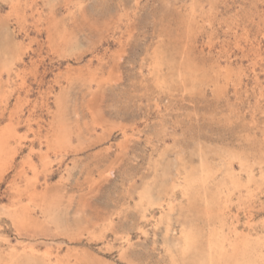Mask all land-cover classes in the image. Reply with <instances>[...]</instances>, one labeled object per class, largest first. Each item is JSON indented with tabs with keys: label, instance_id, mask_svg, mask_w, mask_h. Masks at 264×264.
Here are the masks:
<instances>
[{
	"label": "rangeland",
	"instance_id": "1",
	"mask_svg": "<svg viewBox=\"0 0 264 264\" xmlns=\"http://www.w3.org/2000/svg\"><path fill=\"white\" fill-rule=\"evenodd\" d=\"M0 264H264V0H0Z\"/></svg>",
	"mask_w": 264,
	"mask_h": 264
},
{
	"label": "bare ground",
	"instance_id": "2",
	"mask_svg": "<svg viewBox=\"0 0 264 264\" xmlns=\"http://www.w3.org/2000/svg\"><path fill=\"white\" fill-rule=\"evenodd\" d=\"M52 235V234H51Z\"/></svg>",
	"mask_w": 264,
	"mask_h": 264
}]
</instances>
